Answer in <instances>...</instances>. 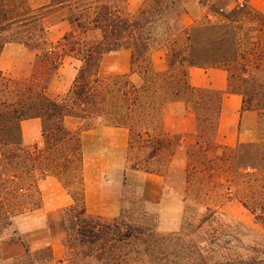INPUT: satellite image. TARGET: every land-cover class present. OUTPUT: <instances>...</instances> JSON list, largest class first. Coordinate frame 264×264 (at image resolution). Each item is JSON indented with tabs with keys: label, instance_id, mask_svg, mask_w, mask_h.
Listing matches in <instances>:
<instances>
[{
	"label": "trees",
	"instance_id": "obj_1",
	"mask_svg": "<svg viewBox=\"0 0 264 264\" xmlns=\"http://www.w3.org/2000/svg\"><path fill=\"white\" fill-rule=\"evenodd\" d=\"M199 4L210 9L207 22L195 21L185 28L179 25L186 11L183 0H145L135 13L128 11L126 0H50L37 9L30 0H0V56L8 43L26 48L45 45L46 31L40 23L43 13L53 8H75L80 28L79 34L62 38L64 52L59 61L50 63L43 80L36 73L20 80L0 71V264H57L51 246L33 250L16 229L19 218L43 207L41 183L49 177L56 178L72 198L62 211L64 264H185L181 263L185 250L174 254V236L157 233L155 225L128 220L125 213L113 220L90 214L84 179L82 133L99 127L127 128L129 168L162 176L153 166L174 154L177 137L163 127L166 108L174 103L191 108L197 122V141L187 152V185L192 171L199 170L201 186L212 192L225 187L228 200L236 199L257 220H264V166L248 158L255 153L264 160V142L234 148L219 145L216 136L225 92L192 87L187 71L218 67L229 73L243 47L244 27L251 22L264 28V14L249 0H199ZM210 14L216 19L210 20ZM88 31L100 36L87 39ZM158 46L167 50L163 72L152 65ZM121 49L131 50L130 75H102L104 56ZM64 55L77 57L82 65L70 90L52 99L47 89ZM232 78L228 93L243 97V110L264 111V104L254 106L243 92L233 89ZM35 118L41 120L42 139L29 146L24 143L22 122ZM69 119L82 126L71 130ZM139 154H144L145 165L135 160L133 155ZM191 159L198 164L193 166ZM224 177L225 183L219 181ZM234 193L242 196L233 197ZM14 241L22 243L24 254L4 259L2 245Z\"/></svg>",
	"mask_w": 264,
	"mask_h": 264
},
{
	"label": "rangeland",
	"instance_id": "obj_2",
	"mask_svg": "<svg viewBox=\"0 0 264 264\" xmlns=\"http://www.w3.org/2000/svg\"><path fill=\"white\" fill-rule=\"evenodd\" d=\"M37 4L33 1L31 6L34 8ZM57 9L43 13L45 17L41 20L40 25L46 31L44 36L46 43L40 47L28 48L34 54L32 74L20 80H29L35 73L39 79L43 80L46 69L51 66L50 63L59 61L60 56H62L64 52L62 39L58 42L50 41L47 36V28L65 16L75 22L76 9L69 7L70 10L59 11L58 13L56 12ZM190 11L193 12L194 10L190 9ZM209 12L210 9L201 17L198 16L196 21L198 23L207 22L205 16ZM215 19L216 17L210 14V20ZM74 27L79 34L78 23L75 22ZM99 36V32L91 31L85 37L93 40ZM241 38L243 47L240 49V56L238 58L236 56L238 61L229 67V80L230 76H233V89L243 92L246 98L251 99L252 105L262 106L264 104V28L261 29L250 22L244 27ZM159 48L166 49L164 46H158L156 50ZM47 49H51L52 54H48ZM103 72L104 76L110 75L107 71ZM132 80L138 82L136 77ZM167 108H169V112L174 113V104H169ZM179 110H182V108H179ZM255 112L258 118L252 140L240 144H262L264 142V111ZM67 126L76 131L82 125L77 120L69 119ZM171 136L177 137L174 140L173 156L167 155L163 161L157 160V163L153 166L160 171L162 176L152 174V177L156 175L163 178V190L154 202H148L143 194L146 178H151L149 179L151 181H147L151 187L155 183L154 180L152 177H148L150 173L129 168L128 151L113 150L109 153L105 152L101 161L93 159L95 152L90 154L92 162L107 173L108 180L119 182L122 172H124L120 194V209L118 216L115 218L125 213L128 220L155 225L157 233L174 236V254L178 250H185L186 253V259L181 263L264 264V220H257L236 199L228 200L225 187H217L216 191L212 192L211 188L201 186L199 170L194 169L192 171L190 184L187 185V152L192 145L186 143L187 140L181 135L172 134ZM259 151L262 152L263 149ZM133 156L135 160L138 159L145 165L144 154ZM250 157L252 160H249V162L257 160L264 166V160H261L259 155L252 153L248 158ZM191 162H193V166L198 164L196 159H191ZM225 180L224 177L219 181L225 183ZM146 193L148 197H154L153 190H147ZM55 196V191L51 190L44 194V198L49 204H52ZM239 196L242 195L239 193L233 194V197ZM52 206L48 205L47 208L51 209L45 208L16 221V229L26 240L30 233L42 229L43 226H45L44 231L48 229L58 236L59 228L62 225L63 238L65 237L63 217V224H58L56 217L53 215L55 209H52ZM37 233L34 232V235ZM37 235L39 236V234ZM32 249L36 250L37 248ZM176 262L179 261L174 259V263Z\"/></svg>",
	"mask_w": 264,
	"mask_h": 264
},
{
	"label": "crops",
	"instance_id": "obj_3",
	"mask_svg": "<svg viewBox=\"0 0 264 264\" xmlns=\"http://www.w3.org/2000/svg\"><path fill=\"white\" fill-rule=\"evenodd\" d=\"M38 3L34 8L46 7L50 0H30V3ZM145 0H126V7L129 12L135 13L142 6ZM242 1V0H241ZM186 7L180 15L181 24L185 28L191 27L198 16L201 17L208 9H203L199 0H183ZM249 4L257 11L264 14V0H249ZM56 9V8H53ZM190 9L194 11L191 12ZM70 10L69 7H58L57 13ZM51 17V16H50ZM210 17V15H209ZM74 23L68 16L60 18L56 23L47 28V36L50 41L58 42L66 34H78L75 30ZM91 31H88L89 34ZM80 33V31H79ZM167 50L159 48L152 53V65L156 72H163L167 69L166 63ZM131 50L121 49L116 54L104 56L101 64V73L107 71L110 75H130ZM34 54L24 45L19 43H8L5 45L0 56V71L14 79H24L32 74V63ZM82 62L74 56L64 55L61 58L60 66L52 77L47 95L52 99L62 98L72 87ZM188 81L192 87L210 89L219 92H225L222 105L220 124L217 131L216 140L219 145L234 148L240 143L252 140V136L257 125L258 115L255 111L243 110V97L237 93H228L229 74L223 68H201L189 67ZM134 78V75L133 77ZM181 104L174 103V113L168 111L163 118L164 131L168 134L181 135L186 139V143L194 145L197 141L196 131L197 122L194 112L191 108L179 110ZM22 134L26 145L40 144L42 139V124L38 118L25 120L22 122ZM130 133L127 128L123 127H99L82 133L84 148V179L86 186V205L90 214L101 216L104 219L111 220L118 216L120 209V194L122 192L123 174L119 182L108 180V175L99 166H96L91 160L101 161L105 152L122 151L125 152L129 146ZM104 166V164H102ZM124 171V170H123ZM150 174L154 185L151 187L146 178V184L143 186V194L148 202H154L158 194L163 190V178ZM48 190L55 191V197L52 204H49L44 194ZM153 190L154 197H148L146 191ZM43 195V207L38 210L51 209L48 205H53L55 209L53 215L56 217L58 224H63L62 211L72 204L70 194L63 188L61 183L54 177H49L41 183ZM48 203V204H47ZM58 210V211H57ZM37 213V212H36ZM52 215V214H49ZM50 225V220H49ZM62 226V225H61ZM60 226L58 236L52 231L42 229L34 231L27 236V242L31 248H42L51 246L57 264H64L65 250L62 245L63 228ZM1 254L4 259H13L24 254V247L20 241L9 242L1 247ZM237 264V263H225Z\"/></svg>",
	"mask_w": 264,
	"mask_h": 264
},
{
	"label": "built area",
	"instance_id": "obj_4",
	"mask_svg": "<svg viewBox=\"0 0 264 264\" xmlns=\"http://www.w3.org/2000/svg\"><path fill=\"white\" fill-rule=\"evenodd\" d=\"M47 52H48V54H52V50L51 49H47Z\"/></svg>",
	"mask_w": 264,
	"mask_h": 264
}]
</instances>
